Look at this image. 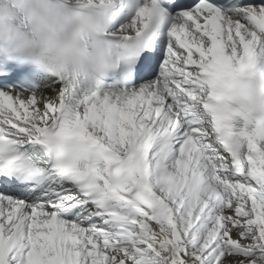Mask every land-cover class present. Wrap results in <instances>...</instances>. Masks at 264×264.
I'll return each instance as SVG.
<instances>
[{
  "label": "snow or ice",
  "instance_id": "obj_1",
  "mask_svg": "<svg viewBox=\"0 0 264 264\" xmlns=\"http://www.w3.org/2000/svg\"><path fill=\"white\" fill-rule=\"evenodd\" d=\"M121 4L144 51L118 86L0 90V264H264V119L217 106L264 77V0Z\"/></svg>",
  "mask_w": 264,
  "mask_h": 264
},
{
  "label": "clouds",
  "instance_id": "obj_2",
  "mask_svg": "<svg viewBox=\"0 0 264 264\" xmlns=\"http://www.w3.org/2000/svg\"><path fill=\"white\" fill-rule=\"evenodd\" d=\"M122 9L121 0H0V55L77 80L104 82L130 73L144 49L129 22L117 26ZM262 104L264 77L250 72L239 74L217 102L225 114L239 106L258 119H264ZM82 146L78 137L54 133L51 157L66 167Z\"/></svg>",
  "mask_w": 264,
  "mask_h": 264
},
{
  "label": "bare ground",
  "instance_id": "obj_3",
  "mask_svg": "<svg viewBox=\"0 0 264 264\" xmlns=\"http://www.w3.org/2000/svg\"><path fill=\"white\" fill-rule=\"evenodd\" d=\"M125 22V16L121 19V21L118 23V26L122 23ZM58 81V77L54 76V75H43L42 77L38 78V82L37 85L29 90L23 91L20 90L18 88L12 87L10 89L7 90H2V91H6V92H11V93H26V94H32V93H36L39 94L40 92H44L47 91L48 88L50 87H54L56 85Z\"/></svg>",
  "mask_w": 264,
  "mask_h": 264
}]
</instances>
